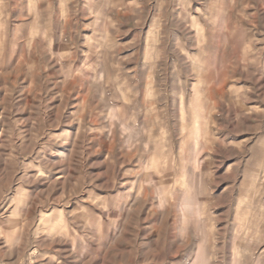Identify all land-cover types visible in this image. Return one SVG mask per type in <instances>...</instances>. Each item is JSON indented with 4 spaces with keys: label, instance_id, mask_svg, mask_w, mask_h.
Segmentation results:
<instances>
[{
    "label": "rangeland",
    "instance_id": "rangeland-1",
    "mask_svg": "<svg viewBox=\"0 0 264 264\" xmlns=\"http://www.w3.org/2000/svg\"><path fill=\"white\" fill-rule=\"evenodd\" d=\"M0 264H264V0H0Z\"/></svg>",
    "mask_w": 264,
    "mask_h": 264
}]
</instances>
